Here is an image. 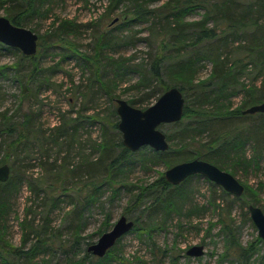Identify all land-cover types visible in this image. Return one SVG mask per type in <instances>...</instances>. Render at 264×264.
<instances>
[{
    "label": "trees",
    "instance_id": "1",
    "mask_svg": "<svg viewBox=\"0 0 264 264\" xmlns=\"http://www.w3.org/2000/svg\"><path fill=\"white\" fill-rule=\"evenodd\" d=\"M156 1L109 0L106 14L118 10L122 3L127 7L125 13H132L128 21L148 23L147 32L154 38L155 53L148 62L132 65L121 56L109 57L104 50L115 35L111 28L106 31L97 28L98 49L93 55L85 57L93 66L94 77H90L86 88L80 91L85 103L86 100H93L88 94L97 85H101L111 94L112 78H104L105 68L112 71L113 78L122 76L123 71L126 73L137 69L141 74L138 85H143L147 90L144 98L160 95L170 86L178 87L185 97L182 118L169 123L172 129L164 132L168 142L177 139L183 148L192 143L194 151H191V158L205 159L222 169L244 163L246 156L243 147L249 137H253L257 145L261 143L264 146V112L249 113L256 116L245 135L240 134L239 124L227 127L226 121L230 118L240 120L248 116L242 113V109L264 100V0H164L159 5H151ZM10 3L6 8L7 17L16 25L26 26L25 19L28 16L39 12L47 15L50 0H10ZM196 14L200 15L194 17ZM114 22L111 21V24ZM123 24L124 22L119 25ZM54 27L56 39H67L69 34L76 33L80 25L71 20H62ZM159 36L161 37L158 40ZM72 44L69 46L76 52ZM36 57L37 53L25 55L20 52L19 61L31 60L32 68L28 73L37 70ZM206 61L211 64L210 71L206 76L200 77ZM80 86L81 84H76L77 88ZM24 89L26 90L25 87ZM237 96H241L239 102L232 107L233 98ZM144 98L127 101L136 106ZM110 108L107 112L77 111V115L67 111L58 117L54 126L46 129L34 125L33 116L28 113L24 114L21 121L10 122L5 118L0 123V154L3 153L0 164L8 163L10 166L8 179L0 181V258L3 263L41 264L35 259L47 253L59 255L56 258L59 262L56 264H103L105 259L114 257L121 237L100 257L87 250L91 243L86 242L87 246L84 245L82 251L78 247L83 241L78 230L85 223L86 208H90L100 198L99 188L103 184L119 190L121 186L118 183L127 181L126 174L130 166L133 168L138 161L143 167L148 162L153 164L166 150L156 151L149 146H142L137 151L126 148L118 130L115 107ZM93 126L96 129L98 127L96 136L92 135V130H88ZM81 129L86 130L85 137ZM205 133L210 136L202 140L201 135ZM6 136L10 139L7 140ZM177 151L176 155L168 157L169 162L174 157L183 158L187 154L186 150ZM36 159L37 163L31 164ZM34 164L43 170L40 177L28 173ZM190 177L174 185L160 173L149 183L139 185V191L131 195L130 201H134L133 205H140L143 198L152 197L149 205L143 206L142 212L145 213L148 208L149 216L161 213L164 217L163 221L148 217V222H140L138 218L130 217L134 221L130 231L137 230L141 237L144 234L148 236L147 242L154 257L160 258L170 248L167 245L159 246L152 238L151 231L162 228V222L170 218L172 213L182 212L187 204L186 182ZM91 181L92 185H88ZM24 184L29 188V199L32 200L20 218V225L27 231L24 232L20 245H12L3 239L2 231L10 216L12 202ZM74 187L76 190L73 189L69 194L66 192ZM219 188L221 196H212L213 203L218 207L220 197L230 196ZM59 189L61 191L57 193ZM256 194L257 192H246L244 189L242 195L234 198H241L245 206L257 203ZM65 195H69L71 203L74 204L70 215L65 218L71 222L74 231L70 237L62 236V226L56 229L49 222L53 209ZM202 208L193 205L185 215L198 214ZM218 222L221 224L220 229L228 237L227 247L232 246L234 253L246 256L255 252L256 246L252 242L243 246L237 240V229L233 225L230 211L221 212ZM104 223L107 227L109 219ZM214 223L216 222H210V226ZM228 250L225 254L223 252L225 256L229 253ZM127 262L128 259H121L118 264Z\"/></svg>",
    "mask_w": 264,
    "mask_h": 264
},
{
    "label": "rangeland",
    "instance_id": "2",
    "mask_svg": "<svg viewBox=\"0 0 264 264\" xmlns=\"http://www.w3.org/2000/svg\"><path fill=\"white\" fill-rule=\"evenodd\" d=\"M162 1L164 0H157L152 2L151 5H159ZM108 3L109 0H50L46 16L40 12L28 16L25 19V27L38 34L37 50L35 52L37 53L38 67L33 72L35 74L28 73L32 68L30 59L19 61L21 51L18 48L0 42V123L5 118L10 122L21 121L24 114L28 113L33 116L34 125L46 129L54 126L58 122V117L67 111L75 115L79 113L77 111L82 113L86 111L91 113L94 110L107 112L112 106L116 108V98L125 100L133 98L141 100L144 98L143 96L147 90L143 85H138L141 74L137 69L126 71V73L123 71L122 76L119 75L118 78H113L112 71L105 68L104 78H112L111 86L113 90H111V94H108L101 85H97L93 88L92 93L88 94V96L93 97V100H86L85 103L83 94L80 92L86 88L89 78H94L93 66L86 61L85 57L93 55L98 49L96 42L97 28L101 31L111 28L112 34L115 35V38L111 39L110 44L104 50V53L106 52L105 54L109 57L121 56L124 60H128L129 65H132L148 62L155 53L153 48L155 47L154 38L150 34L148 35L147 32L149 31L148 23L128 21V18L132 17V13H125L127 7L126 4L122 3L119 4L118 10L106 14L105 9ZM10 4V0H0V15L7 16L6 8ZM199 15L196 14L194 17ZM115 17L118 18L117 21L111 24L112 19ZM62 20H71L80 27L76 33L69 34L66 37L67 39H56L53 28ZM123 22V25H119ZM40 34L43 36L40 37ZM160 37L157 39L159 40ZM71 43L75 46L77 53L73 52V47L70 48ZM210 68L211 64L206 61L199 76H206ZM256 82L259 83V80ZM77 83L81 84L79 88L76 87ZM157 95L144 98L143 102L135 107L146 108L156 100ZM240 97L233 98L232 107L236 106ZM93 107L95 109H92ZM255 116L254 114H248L244 118L241 117L240 120H237L239 118H230L226 121L228 122L226 126L239 124L240 134L245 135L249 132ZM159 128L163 132H167L172 129V126L169 123H162ZM88 130H92L93 136L98 134V127L96 129V126L89 127ZM81 132L84 133L83 137H85L86 130L81 129ZM209 136L205 133L201 135V138L204 140ZM5 138L10 139L7 136ZM169 145V149L155 163L148 162L143 167L138 161V163H134L133 168L130 166V170L126 174L127 181L118 183L121 186L119 190L110 187L109 184H103L99 188L100 198L94 201L90 208H86L85 223L84 225L81 224V228L78 230L83 238V241L78 245L81 251L84 245L87 246L86 242L93 243L96 241L103 232L112 227L121 215H125L129 219L130 217L138 218L140 222L150 221L148 217L163 221L164 217L161 213L149 216L147 211L150 209L148 208L145 213L142 212L143 206H148L152 197L143 198L144 201L141 200L140 205H133L134 201H130V198L132 194L139 191V185H145L154 180L160 173H164V170L170 164L191 158V151L192 153L194 151L192 143L183 148L180 147L177 139L171 141ZM178 149L179 151L186 150V156L178 159L174 157L169 162L168 157L176 155ZM243 151L246 156L245 162L234 165L235 167H225L224 170L233 173L244 185L246 192H257L258 199L254 205L264 211V146L261 143L257 145L256 140L249 137L244 144ZM2 156L3 153L0 154V157ZM37 161L38 159L32 160L31 164L37 163ZM42 171L41 167L34 164L28 173L40 177ZM81 178L84 180V177ZM32 181L36 182L35 180ZM88 185H92V181ZM219 187L199 174L188 179L186 182L187 195L185 197L187 204L182 212L180 214L177 212L172 213L170 218H166L162 222V228L152 229L151 231L152 238L159 246H169L170 249L165 255L160 258L154 257L147 242L149 240L148 236L144 234L141 237L137 230H129L119 239L114 257L105 259L103 264H118L121 259H128L126 264H264V240L258 236L257 227L250 218L248 205L244 206L241 198L235 199L234 196L236 195L227 192L230 196L220 197L218 199L220 207H218L213 203L212 196L213 194L217 197L221 196ZM75 188H69L66 192L69 194L73 189L76 190ZM212 188L215 190L212 191ZM59 191L61 189L57 190V193ZM29 194V188L24 184L12 202L10 216L2 231L3 239L12 245H20L24 232L27 231L25 227L20 225V218L25 214L32 201L29 199ZM73 205L69 195L61 197L58 206L53 209L50 217L49 222L53 227L56 229L59 226L63 227L61 229L63 237H70L74 232L71 222L65 219L70 215ZM193 205L203 208L199 210L198 214L186 216L185 214L189 209H192ZM221 207H224V209H221ZM228 211H230L233 225L237 229V240L243 246H247L249 242H252L256 246L253 254L239 256L238 253H234L232 246L227 247L228 237L220 229L221 224L218 221L220 213H227ZM107 219H109V225L105 227L103 223ZM210 222L216 223L210 226ZM193 244H202L204 246L203 254L200 256L187 255L186 249ZM227 249H229V253L225 256ZM58 256L55 253H47L45 256L39 255L35 261L41 264H56L59 262L56 259ZM0 264H5L1 258ZM86 264L88 263L86 262Z\"/></svg>",
    "mask_w": 264,
    "mask_h": 264
},
{
    "label": "water",
    "instance_id": "3",
    "mask_svg": "<svg viewBox=\"0 0 264 264\" xmlns=\"http://www.w3.org/2000/svg\"><path fill=\"white\" fill-rule=\"evenodd\" d=\"M114 18L112 22L116 21ZM0 42L18 48L25 55H32L37 50L38 34L25 26L11 22L0 15ZM116 113L118 115V130L121 133L123 145L131 151L142 146H149L156 151L169 148L165 133L159 128L161 123L179 121L183 116L185 97L176 86L165 89L156 100L146 108H138L123 98H116ZM264 112V100L242 109L243 114ZM201 175L221 186L226 192L236 196L242 195L244 185L231 172L205 159L194 157L171 164L164 170L165 179L171 184H179L192 175ZM10 175L8 163L0 164V181H5ZM250 218L257 227L258 236L264 240V211L249 204ZM134 221L121 215L112 227L103 232L96 241L89 244L87 250L98 257L107 253L117 239L133 227ZM204 252L202 244H193L186 249L189 256H200Z\"/></svg>",
    "mask_w": 264,
    "mask_h": 264
},
{
    "label": "bare ground",
    "instance_id": "4",
    "mask_svg": "<svg viewBox=\"0 0 264 264\" xmlns=\"http://www.w3.org/2000/svg\"><path fill=\"white\" fill-rule=\"evenodd\" d=\"M212 182V181H211ZM212 183H214V182H212ZM215 184V183H214ZM219 186V185H218ZM221 187V186H220ZM222 188V187H221ZM223 189V188H222ZM224 190V189H223Z\"/></svg>",
    "mask_w": 264,
    "mask_h": 264
}]
</instances>
